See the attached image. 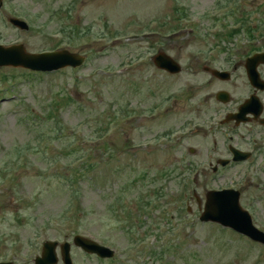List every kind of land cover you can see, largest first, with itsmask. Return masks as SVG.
Listing matches in <instances>:
<instances>
[{"label": "rangeland", "instance_id": "1", "mask_svg": "<svg viewBox=\"0 0 264 264\" xmlns=\"http://www.w3.org/2000/svg\"><path fill=\"white\" fill-rule=\"evenodd\" d=\"M226 1L15 0L8 3L10 11L24 16L31 27L28 32H21L2 21L0 14V43H21L29 52H40L51 47L67 48L86 55L88 60L78 70L65 69L40 75L36 79H28L23 69H0V74L11 73L17 78L10 87L0 83L1 92L9 89L5 96L14 100H0V173L4 172L0 176L6 182L0 191V260L8 258L17 264H33L44 241L56 239L58 242H72L74 236H87L89 232L101 244H108L111 240L117 250V259L111 264H119V261L123 264H141L138 254H148V264L264 262L258 255L264 257V251H261L264 249L260 246H251L248 243L252 242L248 240L247 243L239 236H235L233 242V236L222 227L204 224L198 219L195 195L203 200V183L193 184L191 178L197 167L208 164L201 161L205 158L208 141L201 142V135L172 145L164 141L153 143L151 140L157 134L161 136L171 130L176 132L172 138L175 140L183 131L184 121L189 118L196 121L195 112L188 114L193 105H182V98L186 84L198 83L192 82L185 72L175 77L159 73L151 63L158 51L170 54L179 62H202L207 58L212 59V54L216 62H225L228 57L233 62H245L249 56L251 48L244 35L230 42H219L212 35L215 23L213 14L217 12L216 8H220L218 6H227L220 5ZM239 1L238 5H233L239 7L243 4ZM241 1H244L245 7L242 5L238 13L242 10L245 14H251L252 22L264 17V12L260 13L264 10V0ZM70 24L72 34L89 28L101 35L120 32L121 36L116 41H98L95 36H90L87 40L72 44L58 43L62 38L60 29ZM184 26L185 30L172 34L173 29ZM257 40V48H264V38ZM217 45L227 50L219 51ZM135 62L140 65L136 67ZM127 63L131 65L129 70L120 73L122 65ZM70 95L76 96L78 101L67 99ZM58 96L69 104L57 109L60 118H57L54 106ZM203 97V93L197 94L194 106ZM168 98L172 101L164 105L163 101ZM173 99H177L174 105ZM119 100L122 106L141 112H147L160 102L163 108L173 107L167 115L157 118L153 125L136 123L133 117L130 125L123 129L118 120H109L118 111ZM53 111L55 118L52 119ZM57 119L67 127L58 126ZM109 123L105 136L106 145L111 146L110 157L106 154L108 150L101 152L96 143L91 144L99 126L105 128ZM60 127L69 131V137L57 138ZM43 136L50 141L40 140ZM72 140L78 143L76 149L102 161L93 172L78 180L75 186L77 196L67 181V177H72V157L63 153L67 148L65 145L72 143ZM123 140L145 146L151 143L156 148H147L131 157L121 151L120 143ZM188 146L196 149L199 146L201 155L191 156L186 149ZM60 150L63 154H60ZM17 151L24 153L22 160L15 163L12 159L18 155ZM169 171L172 174L165 175ZM137 174L145 175L146 180L136 183L135 188H122ZM12 177L15 182H12ZM238 177L239 173L230 168L208 182L220 187L237 182L234 178ZM159 185L167 193L166 200L163 198L156 202L162 208L158 209L159 205H156L148 211V215L138 211V202L150 196V190ZM247 188L258 197V190L261 196L264 195V176L261 181L253 180ZM31 196L34 200L30 202L21 200ZM120 196L126 205L120 208L118 215L121 221L117 222L110 206ZM262 203L264 205V201ZM127 206L133 209L129 210ZM188 206L190 211L187 210ZM131 215L133 223H129ZM261 215L264 218V207ZM16 217L21 222L15 220ZM141 222L144 223L138 227ZM124 224H127L124 226L126 230ZM128 230L133 231L131 235H128ZM178 230L181 232L177 233ZM154 231L156 236L153 233L149 239L137 241L146 232ZM162 233L170 240L159 246V235ZM10 241H16V244L12 246ZM141 244L148 250L138 253ZM17 245L18 252L15 251ZM57 252L60 257L59 249ZM72 256L76 264H102L89 258L73 244ZM58 264H63L61 257Z\"/></svg>", "mask_w": 264, "mask_h": 264}, {"label": "water", "instance_id": "2", "mask_svg": "<svg viewBox=\"0 0 264 264\" xmlns=\"http://www.w3.org/2000/svg\"><path fill=\"white\" fill-rule=\"evenodd\" d=\"M256 60V62L263 61L264 62V54L258 55L254 57L252 61ZM157 62H169L167 66L170 70L175 69V63L169 57L165 55H160L157 58ZM14 65V66H24L27 68L35 69V70H43V71H51L62 68L67 65L77 66L81 64V58L78 56L72 55L66 51L63 52H54L43 55H28L25 53L23 47L11 49V50H3L0 48V65ZM206 217L210 219H214V215L211 211L206 212ZM84 248L89 249V245L87 243H79ZM68 247L65 251L64 256L68 259ZM44 256L46 259H38L37 264H51L56 263V259L54 256V246L46 245V250L44 252ZM46 260L47 262H45Z\"/></svg>", "mask_w": 264, "mask_h": 264}, {"label": "flooded vegetation", "instance_id": "3", "mask_svg": "<svg viewBox=\"0 0 264 264\" xmlns=\"http://www.w3.org/2000/svg\"><path fill=\"white\" fill-rule=\"evenodd\" d=\"M5 0H0V6H2L3 2ZM213 64H222L223 66H225V69L223 70H227V71H231L232 73V78H233V81L235 82H240V81H243L247 87H251L253 89V87L250 85L249 81H248V74L249 72L251 73L250 70H247V67H246V62H211ZM257 72L258 74L260 75V77L264 80V64H260L258 67H257ZM212 83H215L216 85H218V82L220 84H227L225 82H220V80H217V79H212L211 80ZM253 92H257L258 94H264V92H261V91H256L253 89ZM252 93V92H251ZM213 97V95H210V97L208 98L211 99ZM264 116V114H263ZM250 124H246V125H241V126H249ZM251 125H254L255 126V133L258 134L259 131L258 129L262 127V125L260 124L259 121H256V122H252ZM229 152H230V147H229ZM231 154V153H230Z\"/></svg>", "mask_w": 264, "mask_h": 264}]
</instances>
